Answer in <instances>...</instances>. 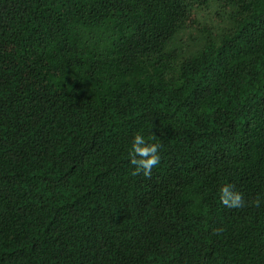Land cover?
Masks as SVG:
<instances>
[{"label":"trees","instance_id":"trees-1","mask_svg":"<svg viewBox=\"0 0 264 264\" xmlns=\"http://www.w3.org/2000/svg\"><path fill=\"white\" fill-rule=\"evenodd\" d=\"M0 264H264V0H0Z\"/></svg>","mask_w":264,"mask_h":264},{"label":"clouds","instance_id":"clouds-1","mask_svg":"<svg viewBox=\"0 0 264 264\" xmlns=\"http://www.w3.org/2000/svg\"><path fill=\"white\" fill-rule=\"evenodd\" d=\"M129 156V162L134 167L133 175L143 173L145 177H149L152 169L160 163L157 146L148 143L140 133L135 134L132 138ZM220 200L229 208H239L242 206L243 198L241 194L233 192L225 186L220 189ZM253 203L259 207L261 202L256 200Z\"/></svg>","mask_w":264,"mask_h":264}]
</instances>
